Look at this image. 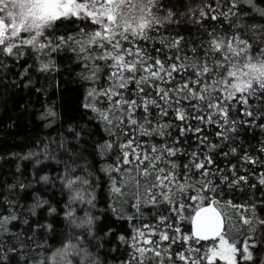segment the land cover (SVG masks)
Segmentation results:
<instances>
[{"label": "snow or ice", "instance_id": "snow-or-ice-1", "mask_svg": "<svg viewBox=\"0 0 264 264\" xmlns=\"http://www.w3.org/2000/svg\"><path fill=\"white\" fill-rule=\"evenodd\" d=\"M242 6L250 11H238ZM252 13L264 18V7L256 0H215L191 10L190 19L202 28L205 20L223 18V24L235 17L223 34L205 29L197 41L167 27L180 23L173 0H0V69L11 63L28 87L34 73L47 78L58 70L53 53L68 50L83 62L79 76L87 88L81 106L111 137L94 148L101 159L114 156L100 169L107 177L112 212L133 229L131 236H116L130 249L129 258L119 264H264V199L238 203L224 198L226 190L241 191L245 185L264 189V170L256 171L264 169V139L251 151L236 143L238 126L264 132V23L239 22ZM65 22L75 31L57 34ZM253 101L256 112L250 110ZM236 104L243 105L242 116L250 119L232 115ZM56 115L49 106L41 119ZM209 125L217 129L219 142L210 140ZM69 131L75 146L64 138L53 141L55 148L45 145L21 159L35 166L52 161L63 165L57 179L68 193L65 211L58 213L47 199H37L30 211L35 216L36 209L47 205L49 216L63 215L80 229L56 253L64 264H79L73 253L89 248L99 219L88 210L95 206L98 184L91 179L92 170L77 162L87 163L78 150L83 147L81 133ZM141 137L160 141L149 145ZM225 143L227 151L222 150ZM241 148L240 167L217 162V156H237ZM36 182L56 184L47 173ZM14 203L8 201V215L0 214V264H54L37 262L33 255L43 247L37 231H52V223L29 225L25 218L22 223L31 227L30 233L20 227L10 230L19 220ZM78 208L83 216H77ZM189 208L191 214L185 215ZM148 214L153 221L133 223ZM186 220L191 224L187 231L182 227ZM202 242L211 246L205 249Z\"/></svg>", "mask_w": 264, "mask_h": 264}, {"label": "trees", "instance_id": "trees-1", "mask_svg": "<svg viewBox=\"0 0 264 264\" xmlns=\"http://www.w3.org/2000/svg\"><path fill=\"white\" fill-rule=\"evenodd\" d=\"M257 4L264 7V0H256ZM179 24L167 26L169 30L175 34L179 33L185 36L186 39L199 40L203 38L205 29L216 28L221 34L225 29L229 28L232 20L203 21L204 28L200 24L194 23V17L190 19L191 10L198 9L204 4H215V0H173ZM226 10V8L222 9ZM238 11H250L247 6H242ZM255 21L264 23V18L258 17L255 13L249 16H242L239 22ZM59 23V22H58ZM57 34H63L70 31H75V28L68 27L67 22L60 26ZM151 47V45H148ZM159 46V45H156ZM55 63L58 70L45 78V75L36 72L32 75L33 84L25 87V81H21L17 75V69L8 64L7 68L0 69V214L8 215V201H14L12 211H15L19 217L17 222L10 224V230H17V227L23 228L24 232H31V227L23 225V219H28L29 225L33 223H52V231L40 229L36 233L37 242H43V247L37 249L35 260L54 261V264H64L63 258L56 257V253L67 242L69 236L73 232H78L80 229L72 228L63 215L49 216L46 208L36 209V215L33 216L30 209L37 199H47L50 204L57 207L58 213L65 211V202L68 200V193L63 189L62 184L57 179L60 176L62 164L55 161L45 162L39 166H35L31 160H24L21 157L27 155L30 151H41L45 145H52L55 148L53 141H59L67 138L69 146H75V139L69 128H73L81 133L79 142L83 145L78 149L83 156L87 158V163L83 159L78 160L82 168L92 170L91 179L96 180L98 186L96 188L95 206L88 210L93 216H98L94 235L90 239V245L87 249L78 248L73 256L79 260V264H119L120 260L129 258L130 249L127 245L119 244L116 241L117 234H125L131 236L133 234L132 225L127 220H119L115 218L112 212V199L108 191L107 177L100 169L105 162H112L114 156L109 154L108 157L101 159L96 153L94 146L99 142L102 143L106 139H111L102 130V125L94 119H90L92 113L85 110L81 105L86 92L87 84L79 76L83 72L82 61L76 59L75 53L71 51H61L53 53ZM7 59V58H6ZM55 82H58L57 87ZM41 87L46 89V92H37L35 89ZM235 104V101H233ZM252 102L251 111L256 112L258 109ZM51 106L57 113L55 117L41 119V114ZM244 111L243 105L236 104L232 115L238 120L250 119L242 116ZM167 119V118H165ZM51 121V123H50ZM179 124V121L175 122ZM195 124L196 121H191ZM209 138L212 142H219L215 136L217 129L214 126H206ZM239 134L236 143L242 144L248 151L252 150L253 146H258L259 141L264 139V132L259 129L238 126ZM178 130L172 131V135L176 136ZM231 136H236V133H230ZM188 138L190 143L195 145L194 136L189 133ZM142 140H149L147 137H141ZM160 138L154 137L149 140V145L153 142L159 143ZM230 143V141H229ZM149 145H146L149 146ZM223 151L228 150V143L222 146ZM237 156L222 157L217 156V162L221 166H227L229 161L237 164L240 167L241 162ZM215 155V153H213ZM60 155L63 156V150H60ZM181 162H184L186 157H178ZM19 167V170H18ZM251 168L252 166L246 165ZM264 169L257 168L256 171ZM77 171H80L78 168ZM47 173L53 180H56L54 186L37 183L39 175ZM241 174H244L243 172ZM99 178V179H97ZM255 176H249L250 182H255ZM24 184V188L19 185ZM15 186V187H10ZM264 189H251L247 185L241 191L226 190V199L235 198L234 202L243 203L245 200L264 199L262 196ZM253 194H255L253 196ZM127 209V206H126ZM147 211V210H146ZM82 209H77V216H83ZM191 214L189 208L185 215ZM147 221H153L151 214L146 215L144 220H136L137 226ZM182 227L185 231L191 229V224L187 220L183 222ZM114 229L110 235H105L108 229ZM99 237V239H96ZM27 241V237H22ZM205 249L211 246V242H202ZM98 246V247H97ZM175 247V246H174ZM53 255L50 257V253ZM179 264V262H178ZM220 264V262H218Z\"/></svg>", "mask_w": 264, "mask_h": 264}]
</instances>
